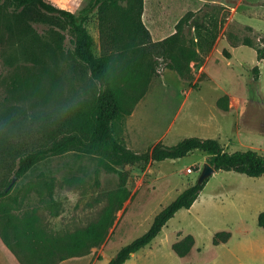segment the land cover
Returning <instances> with one entry per match:
<instances>
[{
  "label": "rangeland",
  "instance_id": "374dc122",
  "mask_svg": "<svg viewBox=\"0 0 264 264\" xmlns=\"http://www.w3.org/2000/svg\"><path fill=\"white\" fill-rule=\"evenodd\" d=\"M49 1L84 23L97 56L106 53V30L100 29L95 0ZM206 4L216 7L220 15L223 11L218 8L226 6L229 16L215 48L201 57V63L191 61L189 70L180 72L159 60L147 80L126 78L121 64H115L120 74L116 85L129 111L116 130L135 152L146 153L159 142L174 146L186 137H199L219 139L230 153L254 150L264 155V60L257 58V48L263 47L264 0H145L143 21L153 40L159 41L175 32L186 13ZM27 21L30 26L23 24L19 10L0 0V112L21 107L29 117L55 115L66 106L69 115L79 96L86 95L88 74L74 73L67 54L61 59L49 57L41 46L33 47L42 55L41 62L27 56L32 38L48 41L51 28ZM193 33L187 30V43ZM64 47L71 48L69 37ZM221 98H227L223 102L227 109ZM208 160L206 153L195 150L183 158L151 161L145 169L131 167L125 179L120 171L85 153L50 155L16 180L10 195L0 200V220L10 217V228L22 234L23 246L42 252L46 245L31 243L24 236L30 227L34 233L60 236L65 245L72 233L97 223L96 229L106 233L102 243L67 264L93 260L109 264L120 248L150 229L157 214L199 182ZM262 212L264 175L216 171L192 207L178 211L151 245L125 264H264V228L258 222ZM28 222L33 225L29 227ZM219 232H229L230 239L214 245ZM188 235L194 237L195 245L188 256L180 257L173 246ZM2 262L6 263V254L0 244Z\"/></svg>",
  "mask_w": 264,
  "mask_h": 264
},
{
  "label": "trees",
  "instance_id": "16d2710c",
  "mask_svg": "<svg viewBox=\"0 0 264 264\" xmlns=\"http://www.w3.org/2000/svg\"><path fill=\"white\" fill-rule=\"evenodd\" d=\"M5 1L20 11L26 26H30L27 21L30 19L51 27L48 29V41L36 35L32 38L30 48L25 50L27 56L41 62L42 55L35 53L34 46H41L42 53L48 51L49 57L53 58L61 59L67 54L66 58L72 60L69 66L73 72L81 77L87 73L88 83L84 92L86 95L79 96L77 107L69 115L70 110L66 106L55 115L41 113L42 116L29 117L27 110L21 107L0 112V200L8 197L16 180L23 178L41 160L72 151L96 157L101 165L120 171L125 179L131 167L145 169L151 161L175 160L195 150L206 153L208 163L216 171H235L250 177L264 175V155L254 150L227 152L219 139L186 137L174 146L159 142L150 151L138 153L126 146L116 130L118 121L129 111L116 85L120 74L115 72V64H121V71L129 79H149L159 60L168 61L171 69L180 72L189 70V62L201 63V57L213 50L228 17L225 7L218 8V11H223L221 15L210 4L196 12L189 11L178 21L172 35L155 41L143 21L145 0H95L99 7L100 29L102 32L106 30V53L97 56L93 51L91 33L73 12L49 0ZM119 3L126 4L122 6ZM188 29L194 33L187 43ZM67 37L70 38V49L64 47ZM261 41L263 47L257 48L259 61L264 60V36ZM186 44L189 47L185 48ZM225 55L230 58L226 50ZM254 71H258V67ZM225 99L221 98L219 102L227 109ZM206 181L198 182L181 193L157 214L145 234L120 248L109 264H125L133 254L151 245L178 211L192 207ZM11 220L8 216L0 220V236L21 264H59L71 257L86 256L91 248L102 243L106 234L96 229V223L85 231L72 233L63 245L60 236L44 231L32 232L30 225L33 223L28 222L29 232H25L24 236L31 243L39 241L41 245H46L47 249L42 252L31 245L23 246L22 234L13 233L10 228ZM258 222L264 228V212L259 215ZM230 236L229 232H219L214 236L213 243L227 242ZM13 238L17 239L15 243ZM194 245V237L188 235L175 243L173 248L183 257Z\"/></svg>",
  "mask_w": 264,
  "mask_h": 264
},
{
  "label": "crops",
  "instance_id": "0c3cea01",
  "mask_svg": "<svg viewBox=\"0 0 264 264\" xmlns=\"http://www.w3.org/2000/svg\"><path fill=\"white\" fill-rule=\"evenodd\" d=\"M221 7H225L227 10L228 8L224 5H222ZM196 12V11H195ZM229 16V15H228ZM228 18V17H227ZM227 20V19H226ZM226 22V21H225ZM217 43V42H216ZM216 46V44H215ZM214 46V48H215ZM222 243H226V242H222ZM0 244L2 246V248L4 249V253L6 254V263L2 262L1 264H21L20 261L18 260V258L10 251V249L8 248V246L5 244V242L3 241L2 237L0 236ZM221 244V243H220ZM194 247V246H193ZM193 249V248H192ZM190 254V252L186 255L188 256ZM183 256V257H186ZM78 257H83V256H78ZM181 257V256H180ZM76 257H71L68 258L64 261H61L59 264H67L68 262H76L75 259ZM97 260H93L91 262V264H95ZM72 264H76V263H72Z\"/></svg>",
  "mask_w": 264,
  "mask_h": 264
},
{
  "label": "water",
  "instance_id": "95a60500",
  "mask_svg": "<svg viewBox=\"0 0 264 264\" xmlns=\"http://www.w3.org/2000/svg\"><path fill=\"white\" fill-rule=\"evenodd\" d=\"M214 172H216V169L211 166L209 163L205 164L204 170L201 174V177L199 179V183H203L208 177H210Z\"/></svg>",
  "mask_w": 264,
  "mask_h": 264
}]
</instances>
